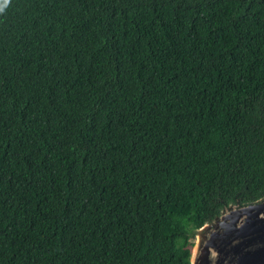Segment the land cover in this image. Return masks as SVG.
I'll list each match as a JSON object with an SVG mask.
<instances>
[{
    "label": "trees",
    "instance_id": "16d2710c",
    "mask_svg": "<svg viewBox=\"0 0 264 264\" xmlns=\"http://www.w3.org/2000/svg\"><path fill=\"white\" fill-rule=\"evenodd\" d=\"M264 197V0H0V264H191Z\"/></svg>",
    "mask_w": 264,
    "mask_h": 264
},
{
    "label": "water",
    "instance_id": "95a60500",
    "mask_svg": "<svg viewBox=\"0 0 264 264\" xmlns=\"http://www.w3.org/2000/svg\"><path fill=\"white\" fill-rule=\"evenodd\" d=\"M196 235L191 264H264V197L226 206Z\"/></svg>",
    "mask_w": 264,
    "mask_h": 264
},
{
    "label": "rangeland",
    "instance_id": "374dc122",
    "mask_svg": "<svg viewBox=\"0 0 264 264\" xmlns=\"http://www.w3.org/2000/svg\"><path fill=\"white\" fill-rule=\"evenodd\" d=\"M195 242H194V244H196V242H197V235L195 234V240H194ZM193 247H195V246H193ZM194 248H192V250H193Z\"/></svg>",
    "mask_w": 264,
    "mask_h": 264
},
{
    "label": "bare ground",
    "instance_id": "6f19581e",
    "mask_svg": "<svg viewBox=\"0 0 264 264\" xmlns=\"http://www.w3.org/2000/svg\"><path fill=\"white\" fill-rule=\"evenodd\" d=\"M192 252H193V250H192Z\"/></svg>",
    "mask_w": 264,
    "mask_h": 264
}]
</instances>
